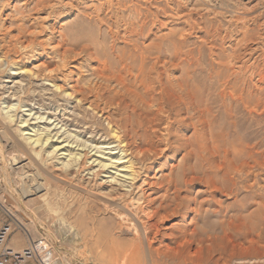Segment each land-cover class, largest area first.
Segmentation results:
<instances>
[{
  "label": "rangeland",
  "instance_id": "obj_1",
  "mask_svg": "<svg viewBox=\"0 0 264 264\" xmlns=\"http://www.w3.org/2000/svg\"><path fill=\"white\" fill-rule=\"evenodd\" d=\"M39 64L36 78L25 74V86L12 88L15 121L0 111V227L13 228L8 246L43 239L57 264H174L160 257L159 244L173 247L185 238L197 254L176 264H264V0H0V103L12 99L3 100L9 95L3 82L15 68ZM103 68L124 79L132 73L125 83L138 94L181 96L179 105L164 98L166 153L136 164L128 146L155 140L131 129L117 140L100 110L108 106L116 122L126 111L114 113L116 87L99 81ZM29 109L43 120L28 117ZM22 119H31L28 127L20 128ZM28 132L40 133L44 148L29 149ZM73 156H84L78 169L61 170ZM100 165L98 182L138 175L151 209L167 217L148 235L150 259L144 246L133 250L136 260L117 256L131 252L110 244L119 228L110 212L100 209L90 219L94 206L79 189Z\"/></svg>",
  "mask_w": 264,
  "mask_h": 264
},
{
  "label": "bare ground",
  "instance_id": "obj_2",
  "mask_svg": "<svg viewBox=\"0 0 264 264\" xmlns=\"http://www.w3.org/2000/svg\"><path fill=\"white\" fill-rule=\"evenodd\" d=\"M29 33V32H28ZM27 33V34H28ZM31 33V32H30ZM29 33V34H30ZM31 35V34H30ZM29 35V36H30ZM33 35V34H32ZM55 48V47H54ZM52 49V47H51ZM50 51V49H49ZM51 53V52H50ZM59 55V54H58ZM65 57L61 56V66H64L65 64ZM42 64V63H41ZM100 64V63H99ZM104 64H102L103 67ZM16 66V65H15ZM39 65H34L31 70H21L20 68H15V71L13 70V72L10 74L9 76V80L4 81L3 83L8 84L9 86L6 87L7 88V92L9 95L8 96H4V99H7V97H11L12 99L4 101L2 103H0L1 105V114L3 116H5L8 121L10 122V124L12 122L15 121V114L13 112H15V105H18V103H10L9 101H16L17 102V95L16 93L12 90L13 87H24L25 85L22 84L23 81V76H25V74L28 76V78L31 77H35L37 70L41 67H39ZM44 67V66H43ZM106 67V66H105ZM61 69V68H60ZM100 69V68H99ZM98 69V70H99ZM36 71V72H31V71ZM41 71V70H39ZM96 72H98L97 70H95ZM110 71V69H109ZM112 71V70H111ZM45 72V69H44ZM108 72V71H107ZM120 72V71H119ZM128 72V71H126ZM52 73V72H51ZM125 73V72H124ZM39 74V73H38ZM42 74V73H41ZM44 74V73H43ZM56 74V73H55ZM106 73V68L101 69L98 72V79L101 83L107 85H113L112 88L116 87V89H113V98H111L110 101H112L110 104L114 105L115 108H113V111H115L114 113H116V110H120L121 108H124V110L126 111L125 113V117L123 119V121L119 120L113 121V116H111L109 114L110 110L109 107L105 106V109L100 110V112H102V114L104 115V120L108 123V126L110 128L111 131L114 132V134L116 135L117 140H119V142L121 140H123L126 136H128L130 129L134 132L136 131H143L146 134V139L150 140L154 139L155 143L154 144H150V143H146L144 145H140L139 144H135L134 142L128 146V148H132L133 151L132 153L134 154V157H136V161L138 163H142L144 164L145 162L157 158V156H159L160 154H164L166 153L167 149V145L168 142L164 143L163 141H167V139L165 138L166 136H168L166 133L168 132V125H165L164 128L161 129L160 127V122L162 121V118L165 114L168 113L167 107H166V100H171L173 103L176 104H181L183 101L181 100V96L180 95H176V97H170L167 95H164L162 93H159V99H155L153 96L149 95V91H144L145 93H141L138 94L136 92V90H132L131 88H129L126 83L125 80L127 78H131L132 77V73L128 74V77L126 75L127 78H123L122 75L118 74L117 75H112L113 72H111L112 76H107L109 74ZM126 74V73H125ZM51 75V74H50ZM53 75V74H52ZM124 76V74H123ZM146 76V73H145ZM143 76V77H145ZM148 76V75H147ZM146 76V77H147ZM151 76V75H150ZM45 77V76H43ZM47 77V76H46ZM65 77V76H64ZM97 77V76H96ZM145 77V78H146ZM18 78L19 80L15 79ZM36 78V77H35ZM54 79V77H53ZM57 79V76H56ZM55 79V81H56ZM65 79V78H64ZM138 77L136 76L134 78L135 82H137L138 84H142V81H137ZM147 79V78H146ZM36 80V79H35ZM38 80V79H37ZM128 80V79H127ZM151 80V79H150ZM163 80V79H162ZM43 81V80H42ZM47 81V80H46ZM58 81V80H57ZM50 82V81H49ZM61 82V81H60ZM96 82V81H95ZM131 82V81H130ZM152 82V81H151ZM48 83V82H47ZM135 83V84H137ZM153 83V82H152ZM151 83V84H152ZM51 84V83H49ZM61 84V83H60ZM95 84V83H94ZM55 85V84H54ZM57 85V84H56ZM62 85V84H61ZM68 85V84H67ZM145 85V84H144ZM131 86V85H130ZM63 87V86H62ZM60 88L57 87L55 89L56 93L57 91L60 92V94H62L61 90H63L64 88ZM95 87H98L95 85ZM108 87V86H107ZM156 88V87H155ZM158 88V87H157ZM38 89H40L39 93L44 94V89H41V87H39ZM54 89V87H53ZM89 89V87H88ZM92 89V88H91ZM90 89V90H91ZM95 89V88H94ZM51 90V89H50ZM70 90V89H67ZM82 90V88H81ZM79 90V92L81 91ZM100 90V89H98ZM105 90V89H104ZM163 90V89H162ZM166 91V89H164ZM33 91V90H32ZM86 91V90H84ZM88 91V90H87ZM92 91V90H91ZM97 91V90H96ZM109 91V90H107ZM159 91V90H158ZM68 94V91H66ZM34 93V92H33ZM38 93V92H37ZM48 93V92H47ZM45 93V94H47ZM71 93V92H69ZM73 93V92H72ZM84 93V92H82ZM86 93V92H85ZM84 93V94H85ZM98 93V92H95ZM102 93V92H101ZM100 93V95H101ZM104 93V92H103ZM106 93V91H105ZM35 94V93H34ZM59 94V95H60ZM66 94V95H67ZM78 94V93H77ZM90 94V93H87ZM93 94V93H92ZM151 94H153L151 92ZM39 95V94H38ZM50 95H54V94H50ZM57 95V94H55ZM54 95V96H55ZM79 95V94H78ZM82 95V94H80ZM94 95V94H93ZM92 95V96H93ZM96 95V94H95ZM94 95V96H95ZM111 95V94H110ZM42 96V95H41ZM61 96L64 97V94H62ZM90 96V95H89ZM156 96V94H155ZM40 97V96H39ZM52 97V96H51ZM82 97V96H80ZM56 98V97H55ZM59 98V97H58ZM100 98V97H99ZM98 98V99H99ZM166 98V100L164 99ZM67 99V98H66ZM106 99V98H105ZM73 101V99H71ZM78 100V99H77ZM89 100V99H88ZM103 101V100H102ZM182 101V102H181ZM57 102V101H56ZM86 102V101H85ZM96 102V100H95ZM107 102V101H106ZM105 102V103H106ZM77 103V102H76ZM97 104V103H96ZM183 104V103H182ZM37 105V104H36ZM88 105V104H87ZM106 105V104H105ZM32 106V105H31ZM92 106V105H89ZM98 106V105H97ZM101 106H102V102H101ZM104 106V105H103ZM96 107V106H94ZM113 107V106H112ZM111 107V108H112ZM31 108V107H29ZM38 108V107H37ZM184 108V107H183ZM33 109H35V107L33 106ZM91 109V108H90ZM50 110V109H49ZM122 110V109H121ZM28 112V117H34L36 113H32V110H25ZM35 111V110H34ZM63 111V109H62ZM112 111V110H111ZM48 112V111H47ZM51 112H55V111H50ZM68 112V111H67ZM99 112V111H98ZM104 112V113H103ZM49 113V112H48ZM57 113V112H56ZM111 113V112H110ZM113 113V112H112ZM47 114V113H46ZM60 114V113H59ZM66 114V112H65ZM64 114V115H65ZM73 114V113H72ZM118 114V112H117ZM37 115V114H36ZM55 115V114H54ZM116 115V114H115ZM101 116V115H100ZM117 116V115H116ZM135 117L134 119V123L133 125L131 124V119L132 117ZM79 117V116H78ZM44 117L41 116H36L35 119H39V120H43ZM53 118V117H52ZM117 118V117H116ZM121 118V117H120ZM170 119V118H169ZM31 119H22L20 121V128H25L28 127L29 124L28 122ZM59 120V119H58ZM166 120V119H165ZM60 121V120H59ZM171 121V120H170ZM55 122V121H54ZM168 122V121H167ZM172 122V121H171ZM170 122V124H171ZM162 123V122H161ZM164 123V122H163ZM166 123V122H165ZM173 123V122H172ZM61 124H62V120H61ZM169 124V123H167ZM169 124V125H170ZM172 125V124H171ZM64 126V125H63ZM172 127V126H171ZM123 128V129H122ZM24 130V129H23ZM122 130V131H121ZM171 130V129H170ZM40 132V131H39ZM120 132V133H119ZM171 132V131H170ZM45 133V132H44ZM44 133L42 135H44ZM37 134V133H36ZM36 134H32V133H26L25 136L26 138H24L25 143L27 144V146L29 147V149H34V148H41L43 146V137L42 139L40 138V136L36 135ZM46 134V133H45ZM131 134V133H130ZM129 134V135H130ZM114 135V136H115ZM121 135V136H120ZM133 135V134H132ZM170 135V134H169ZM24 136V137H25ZM95 136V135H92ZM138 136V135H137ZM47 137V136H46ZM107 137V136H105ZM110 137V136H109ZM113 137V135L111 136ZM140 137V136H139ZM138 137V138H139ZM90 138V137H89ZM47 139V138H46ZM91 139V138H90ZM111 139V138H110ZM144 139V140H146ZM50 140V139H49ZM103 140V139H102ZM125 140V139H124ZM47 141V140H46ZM133 141V140H132ZM139 141V140H138ZM169 141V139H168ZM130 144V141H128ZM137 142V141H136ZM142 142V141H141ZM153 142V141H152ZM160 142L164 143V148L159 147L158 143L160 144ZM121 143V142H120ZM123 143V142H122ZM144 143V142H143ZM171 143V142H170ZM107 144V143H106ZM109 144V143H108ZM162 145V144H161ZM170 145V144H169ZM169 147V146H168ZM44 148V146H43ZM127 149V147H126ZM55 148L52 150L47 151L46 150V155L44 156H52V154L55 153ZM125 150V149H124ZM34 151V150H33ZM40 151V150H39ZM38 152L34 151V154H36L38 156ZM45 152V151H44ZM128 152V151H127ZM126 153V152H125ZM44 154V153H43ZM132 154V155H133ZM35 155V156H36ZM166 155V154H165ZM43 156V157H44ZM164 156V155H163ZM39 157V156H38ZM41 157V156H40ZM45 158V157H44ZM48 158V157H47ZM46 158V159H47ZM80 157H70L68 160H64V162H60L61 165V170H65V171H70L72 166H76L75 168L79 167L81 165V162L84 158L80 160ZM132 158V157H131ZM86 159V158H85ZM44 160V159H43ZM41 161V160H40ZM45 161V160H44ZM132 161V159H131ZM156 161V159L154 160ZM87 162V161H86ZM84 163V162H83ZM84 165V164H83ZM86 165V164H85ZM151 165V164H150ZM220 165V164H219ZM218 165V167H219ZM56 166V165H55ZM98 166V165H97ZM130 166V165H129ZM139 166V165H138ZM143 166V165H141ZM148 166V165H146ZM145 166V167H146ZM59 167V166H58ZM86 167V166H85ZM131 167V166H130ZM240 167V166H239ZM70 168V169H69ZM91 168V167H89ZM88 168V169H89ZM105 168V166L100 165L99 169L96 171H92V182H89L88 179L87 181L89 182L88 186L85 185L86 187L84 188H80L79 191L81 192V195L83 197L84 200H86L87 202H89L91 205L94 206L92 212L93 214L90 216L91 220H97V215L99 213L100 209L105 210V212H110L111 214H113L116 219H117V223H118V230H114L115 233H113V239L111 241L110 244H113L115 246V249L118 250L121 246H126L128 247V250L131 252L129 255L124 254H117L118 257L120 258H127V256H129V258L135 259L136 260V254L138 253H134L133 250L135 248L138 247H143L145 248L146 254L148 256V259H150V252H151V247L154 244V239L151 238L148 239V235L150 233H152L153 231L158 233V230L160 229V223H163V221L167 220L166 216H163L159 210L161 209H157V210H153L151 209V207L149 205H151V202H149V200L143 195L144 189L143 191H141V185L143 184V182L141 183V185L139 184V178L138 175L135 176V173L133 174V172L130 174L129 178H118L114 175H112L111 177H109V181H101L98 182L97 181V175L100 174L101 172H104L103 169ZM126 168V167H125ZM133 168V167H131ZM141 168V167H140ZM147 168V167H146ZM217 168V167H216ZM220 168V167H219ZM221 168H222V164H221ZM220 168V169H221ZM60 169V167L58 168ZM78 169V168H77ZM85 169V168H83ZM92 169V168H91ZM136 169V168H135ZM219 169V170H220ZM87 170V169H86ZM132 170V169H131ZM134 170V169H133ZM132 170V171H133ZM91 171V170H90ZM138 171V170H137ZM140 171V170H139ZM221 171V170H220ZM235 171V170H234ZM76 172V170H75ZM72 172L70 173V176L72 175V177H75L74 175H77V173ZM83 172V171H82ZM85 172V171H84ZM96 172H98V174H96ZM142 172V171H141ZM62 173V172H61ZM81 173V172H80ZM138 173V172H137ZM229 173V172H228ZM65 174V173H64ZM83 174V173H82ZM88 174V172H87ZM160 174V173H159ZM226 174V173H224ZM235 174V173H234ZM264 174V173H263ZM90 175V174H89ZM56 176V175H55ZM83 176V175H82ZM101 176V174L99 175ZM126 176V175H125ZM223 176V175H222ZM65 177V176H64ZM67 177V176H66ZM77 177V176H76ZM84 177V176H83ZM87 177V176H86ZM141 177V176H140ZM147 177V176H146ZM81 178V177H80ZM85 178V177H84ZM149 178V177H147ZM83 179V178H82ZM102 179V178H101ZM106 179V178H105ZM150 179V178H149ZM68 180V179H67ZM142 180V178H141ZM144 180V179H143ZM147 180V179H145ZM190 180V179H189ZM195 180V179H194ZM71 181V180H70ZM74 181V180H72ZM76 181V180H75ZM82 181V180H81ZM183 181V180H182ZM193 181V180H192ZM69 182V181H68ZM86 182V181H85ZM84 182V183H85ZM86 182V184L88 183ZM184 182V181H183ZM201 182V181H200ZM203 182V181H202ZM206 182V181H205ZM91 183V184H90ZM148 183V182H146ZM145 183V184H146ZM171 183V182H170ZM187 183V182H185ZM67 184V183H66ZM167 184V183H166ZM165 184V187H166ZM90 185V186H89ZM149 185V183H148ZM147 185V186H148ZM158 185V184H157ZM192 185V184H191ZM195 185V184H194ZM83 186V185H82ZM173 186V185H172ZM162 187V186H161ZM208 187V186H207ZM262 187V186H261ZM160 188V187H159ZM159 188H157L158 190H160ZM175 188V187H174ZM179 188V187H178ZM206 188V187H205ZM166 189V188H165ZM164 189V190H165ZM177 189V188H176ZM186 189V188H185ZM264 190V186L262 188ZM149 190V188H148ZM171 190V189H170ZM211 190V189H210ZM220 190V189H219ZM146 191V190H145ZM161 191V190H160ZM177 191V190H176ZM185 191V190H184ZM217 190H215L216 192ZM162 192V191H161ZM175 192V189H174ZM173 192V193H174ZM231 192V191H230ZM156 193V192H155ZM169 194V190L167 192ZM172 192L170 191V194ZM217 193V192H216ZM164 194V193H163ZM220 194V193H219ZM176 196V195H175ZM214 196V195H213ZM216 196V195H215ZM166 197V196H165ZM180 197V196H179ZM222 197V196H221ZM215 198V197H214ZM151 199V198H149ZM157 200V199H156ZM155 200V201H156ZM176 200V199H175ZM158 202V201H157ZM181 202V201H180ZM155 203V202H154ZM163 203V202H162ZM179 203V202H178ZM161 205V204H160ZM182 205V204H181ZM194 205V204H193ZM192 205V206H193ZM155 206V204H154ZM175 206V205H174ZM157 208V207H156ZM194 209V207H192ZM181 209V208H180ZM190 209V208H189ZM174 210V209H173ZM195 210V209H194ZM187 211V210H186ZM172 212V211H171ZM192 212V211H191ZM195 212V211H194ZM167 213V212H166ZM174 213V212H173ZM198 213V212H196ZM195 213V214H196ZM103 213H101L102 215ZM108 215V214H107ZM140 215V216H139ZM191 215V214H190ZM140 217H142L143 219H141ZM185 218V217H184ZM188 218V215H187ZM93 222V221H92ZM117 226V227H118ZM229 226V225H228ZM164 227V226H163ZM117 229V228H116ZM194 229V228H193ZM192 229V230H193ZM186 231V230H184ZM163 233V232H162ZM186 233V232H185ZM185 233H182L183 236ZM190 233V232H189ZM188 233V234H189ZM192 233V232H191ZM181 234V233H180ZM179 234V235H180ZM181 234V235H182ZM187 234V235H188ZM196 234V233H195ZM153 235V234H152ZM180 235V236H181ZM192 235V234H191ZM191 235H188L191 236ZM97 236V234H96ZM156 235H154L155 237ZM121 237H125L126 239H121ZM162 236H160L161 238ZM101 235H99V238L97 239L100 240ZM176 238V237H175ZM162 240V239H161ZM166 240V239H165ZM252 240V239H251ZM101 241V240H100ZM158 241V240H157ZM169 241V240H168ZM174 241V240H173ZM160 242V241H159ZM158 242V243H159ZM163 242V241H161ZM191 242V241H190ZM189 240L187 239H183V242L181 241V239L179 241H175V246L170 247L167 245H161L159 244V248H158V252L161 258H163L164 260H171L174 264H176L178 261L180 260H186L185 258L190 255L189 259L195 257V255L197 253L195 252H189L190 250H188V245L190 244ZM198 243V242H197ZM251 245V244H250ZM11 247V246H10ZM157 247V246H156ZM122 248V247H121ZM143 248V249H144ZM250 248V247H249ZM153 249V248H152ZM155 249V248H154ZM153 249V250H154ZM252 249V248H251ZM127 250V249H126ZM140 250V249H139ZM256 250V249H255ZM107 251V250H106ZM127 251V252H129ZM138 251V250H137ZM247 251V250H246ZM251 251V250H250ZM249 251V252H250ZM260 251V250H259ZM136 252V251H135ZM142 252V251H141ZM144 252V251H143ZM142 254V253H141ZM138 256V255H137ZM139 257V256H138ZM187 257V258H188ZM140 259H142L140 257ZM139 259V260H140ZM196 259V258H194ZM125 260V259H124ZM128 260V259H127ZM121 261V260H120ZM138 261V260H137ZM135 261V263L137 262ZM193 262V260H191ZM114 262V261H113ZM130 262V261H129ZM134 262V261H133ZM147 262V261H145ZM144 262V263H145ZM151 262V261H150ZM115 263V262H114ZM128 263V262H127ZM131 263V262H130ZM128 263V264H130ZM113 264V263H112ZM188 264V263H187Z\"/></svg>",
  "mask_w": 264,
  "mask_h": 264
},
{
  "label": "built area",
  "instance_id": "obj_3",
  "mask_svg": "<svg viewBox=\"0 0 264 264\" xmlns=\"http://www.w3.org/2000/svg\"><path fill=\"white\" fill-rule=\"evenodd\" d=\"M12 232L10 223L0 227V264H57L59 261L53 249L43 239L30 242L29 246L20 251L8 246Z\"/></svg>",
  "mask_w": 264,
  "mask_h": 264
},
{
  "label": "crops",
  "instance_id": "obj_4",
  "mask_svg": "<svg viewBox=\"0 0 264 264\" xmlns=\"http://www.w3.org/2000/svg\"><path fill=\"white\" fill-rule=\"evenodd\" d=\"M17 241H19V240H15V241H13V245L12 244H10V245H12L13 247H14V249H16V250H20V249H23V248H25L26 246L24 245V243L22 244V243H17ZM9 242H11V241H9Z\"/></svg>",
  "mask_w": 264,
  "mask_h": 264
}]
</instances>
